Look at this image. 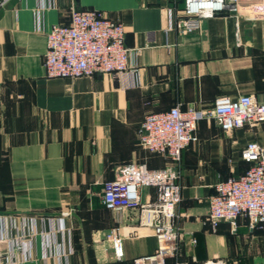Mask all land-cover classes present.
Wrapping results in <instances>:
<instances>
[{
    "label": "crops",
    "instance_id": "obj_1",
    "mask_svg": "<svg viewBox=\"0 0 264 264\" xmlns=\"http://www.w3.org/2000/svg\"><path fill=\"white\" fill-rule=\"evenodd\" d=\"M183 1V0H182ZM181 0H7L0 5V237L5 264H133L156 247L136 207L122 215V256L109 231L113 210L103 184L119 167L164 155L139 145L137 129L149 112L179 105L211 108L221 95L264 100V0L242 1L237 14L204 19L198 30L174 27ZM97 9L121 21L129 49L120 74L49 77L46 34L68 24L71 8ZM264 146V123L224 133L201 120L182 150L181 200L176 207L179 264L216 258L223 264H264V226L239 217L213 230L207 219L213 185L242 174L247 142ZM142 202L155 189H140ZM195 239L191 244L190 239Z\"/></svg>",
    "mask_w": 264,
    "mask_h": 264
},
{
    "label": "built area",
    "instance_id": "obj_2",
    "mask_svg": "<svg viewBox=\"0 0 264 264\" xmlns=\"http://www.w3.org/2000/svg\"><path fill=\"white\" fill-rule=\"evenodd\" d=\"M7 0H0V5ZM245 0H183L174 20L178 33L198 30L202 20L216 14H237ZM263 1V0H246ZM121 21L110 19L97 9L71 8L68 24H54L46 34L43 64L49 77L91 76L95 73L120 74L128 69L129 49ZM214 119L226 133L244 125L264 123V100L244 94L236 98L218 96L211 108L179 105L145 114L137 129L140 146L151 153L164 155L169 162L162 168H149L145 162L118 168L117 175L103 184L101 199L113 210L117 226L108 233L115 255L122 256L119 224L130 207L138 210V220L150 226L156 241L153 253L133 259V264H179L180 232L176 223V207L181 200V152L194 139L198 123ZM249 167L238 175L218 180L213 185L206 219L215 230L221 221L235 227L245 217L252 227L264 226V146L247 142L240 153ZM155 189L153 201L142 202L140 189ZM0 237V264H5ZM194 244L195 239L191 238ZM189 264H223L216 258Z\"/></svg>",
    "mask_w": 264,
    "mask_h": 264
},
{
    "label": "trees",
    "instance_id": "obj_3",
    "mask_svg": "<svg viewBox=\"0 0 264 264\" xmlns=\"http://www.w3.org/2000/svg\"><path fill=\"white\" fill-rule=\"evenodd\" d=\"M179 2V0H177ZM181 2L183 3V1L181 0Z\"/></svg>",
    "mask_w": 264,
    "mask_h": 264
}]
</instances>
